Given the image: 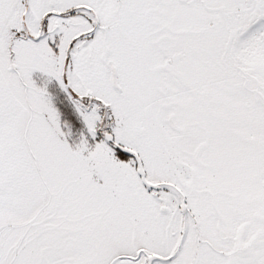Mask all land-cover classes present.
<instances>
[{
  "label": "snow or ice",
  "instance_id": "1",
  "mask_svg": "<svg viewBox=\"0 0 264 264\" xmlns=\"http://www.w3.org/2000/svg\"><path fill=\"white\" fill-rule=\"evenodd\" d=\"M0 264H264V0H0Z\"/></svg>",
  "mask_w": 264,
  "mask_h": 264
}]
</instances>
